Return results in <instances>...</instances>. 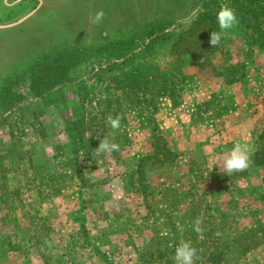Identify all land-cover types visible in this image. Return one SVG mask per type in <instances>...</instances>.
Listing matches in <instances>:
<instances>
[{"label":"rangeland","instance_id":"rangeland-1","mask_svg":"<svg viewBox=\"0 0 264 264\" xmlns=\"http://www.w3.org/2000/svg\"><path fill=\"white\" fill-rule=\"evenodd\" d=\"M15 1L0 25L41 5ZM45 1L0 29V264H264V163L215 167L264 151V0Z\"/></svg>","mask_w":264,"mask_h":264},{"label":"clouds","instance_id":"clouds-1","mask_svg":"<svg viewBox=\"0 0 264 264\" xmlns=\"http://www.w3.org/2000/svg\"><path fill=\"white\" fill-rule=\"evenodd\" d=\"M103 17L102 12H97L93 18V23L101 21ZM216 23L219 27V31L213 30L210 33V44L215 47L219 45L225 35V33L232 29L237 23L238 18L235 11L226 6H222L216 14ZM109 123L113 129L119 127V119L109 118ZM118 145L111 142L107 138H103L97 148L98 151L110 152L117 150ZM252 163L251 160V145L246 141L236 142L229 153L218 160L215 167L223 172L225 175L230 176L234 172H239L247 169ZM194 230L199 232V222L194 225ZM197 250L190 243L186 241H180L175 245V264H194L196 259Z\"/></svg>","mask_w":264,"mask_h":264},{"label":"trees","instance_id":"trees-1","mask_svg":"<svg viewBox=\"0 0 264 264\" xmlns=\"http://www.w3.org/2000/svg\"><path fill=\"white\" fill-rule=\"evenodd\" d=\"M206 22H210V24L215 26L217 31L219 30V27H218V25L216 23V16H214L213 14H210L208 12H205L203 15H201L199 17V19L196 20V22L193 24L192 30L199 29L200 24H204ZM263 159H264V151H263V149H261V151L259 153L254 155V159H253L251 165L252 164L261 165L262 163H264ZM143 162H145V163H143ZM156 164H157V162H154L152 160V158H147V159L142 160L141 164L139 165V173H143L144 174V169L146 168V166L149 167V166H154ZM82 178H83V176L81 174V179Z\"/></svg>","mask_w":264,"mask_h":264},{"label":"crops","instance_id":"crops-1","mask_svg":"<svg viewBox=\"0 0 264 264\" xmlns=\"http://www.w3.org/2000/svg\"><path fill=\"white\" fill-rule=\"evenodd\" d=\"M23 1H25V0H23ZM23 1H21V2H18V3H16V4H19V3H22ZM39 3V2H38ZM7 4V3H6ZM40 4V3H39ZM63 4V2H60L59 3V6L57 7V6H52L54 9H53V11L52 12H49V14H51V15H55L56 14V16H58L59 14V9H60V6ZM8 5V4H7ZM48 5H47V1H45V0H42V4L40 5V6H38L39 8L37 9V11H36V13L35 14H38V13H40V12H42V11H48V7H47ZM45 7H47L46 9H44ZM44 9V10H43ZM34 14V15H35ZM88 14H90V15H94V13H93V11H92V13H87V15ZM23 23H25V22H23ZM23 23H21V24H19V25H22ZM18 26V25H17ZM16 27V26H15ZM4 29H9V28H4ZM65 29H67L66 27H65ZM68 31H70V30H68ZM177 122V121H176ZM231 124H232V121H231ZM247 134H249V133H247ZM233 137V138H232ZM236 137L237 136H231V138L233 139L232 141H233V143L229 146L230 147V149L229 150H227L225 153H224V155L223 156H225V155H227L228 153H229V151L231 150V148L233 147V145L236 143V142H241V139H239V140H237L236 139ZM184 141H183V144H182V147H185V148H190L189 147V139H188V137H187V139L185 138V139H183ZM184 143H185V145H184ZM252 144V146H253V143H251ZM181 145V144H180ZM191 145V144H190ZM206 148H208V147H206ZM214 157V156H213ZM212 157V159H214ZM221 156H219V158H220ZM222 158H220V160H221Z\"/></svg>","mask_w":264,"mask_h":264},{"label":"water","instance_id":"water-1","mask_svg":"<svg viewBox=\"0 0 264 264\" xmlns=\"http://www.w3.org/2000/svg\"><path fill=\"white\" fill-rule=\"evenodd\" d=\"M6 1H7V0H6ZM21 1H23V0H16V1L14 2V4H16V3H18V2H21ZM35 1H38L40 4H42V0H35ZM38 8H39V7H37L35 10L31 11L28 15H26L24 18H22L21 20H19V21L16 22V23H11V24H7V25H0V29H4V28H12V27H15V26H17V25L23 23V22H24L25 20H27L29 17L33 16V15L36 13V11H37Z\"/></svg>","mask_w":264,"mask_h":264},{"label":"flooded vegetation","instance_id":"flooded-vegetation-1","mask_svg":"<svg viewBox=\"0 0 264 264\" xmlns=\"http://www.w3.org/2000/svg\"><path fill=\"white\" fill-rule=\"evenodd\" d=\"M53 9H54V8L52 7V8L49 10V12H52V11H53ZM55 9H56V8H55ZM55 9H54V10H55Z\"/></svg>","mask_w":264,"mask_h":264}]
</instances>
